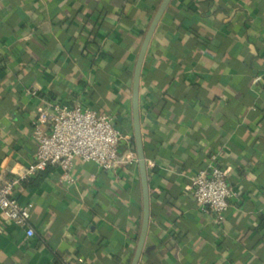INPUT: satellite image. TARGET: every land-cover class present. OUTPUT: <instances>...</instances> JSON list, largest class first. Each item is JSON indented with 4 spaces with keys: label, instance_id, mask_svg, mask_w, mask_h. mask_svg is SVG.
I'll return each instance as SVG.
<instances>
[{
    "label": "crops",
    "instance_id": "obj_1",
    "mask_svg": "<svg viewBox=\"0 0 264 264\" xmlns=\"http://www.w3.org/2000/svg\"><path fill=\"white\" fill-rule=\"evenodd\" d=\"M163 1L0 0L3 178L33 162L49 99L113 115L134 157L77 160L72 185L54 166L23 181L36 234L0 221V264H264V0H171L136 107ZM213 154L238 192L221 223L191 190Z\"/></svg>",
    "mask_w": 264,
    "mask_h": 264
},
{
    "label": "built area",
    "instance_id": "obj_2",
    "mask_svg": "<svg viewBox=\"0 0 264 264\" xmlns=\"http://www.w3.org/2000/svg\"><path fill=\"white\" fill-rule=\"evenodd\" d=\"M30 92L39 93L37 88H31ZM33 126L38 144L33 162L22 175L12 179L0 174V221L23 228L28 237L36 234L30 221L34 204L23 203L18 197L23 181L54 166L61 171L62 182L72 185L76 182L73 169L77 160L94 162L103 169H116L134 159L120 155V142L131 136L116 125L115 117L80 100L67 104L49 99ZM229 181V171L217 154L192 177L191 190L201 210L213 214L218 223L225 220L232 200L238 196Z\"/></svg>",
    "mask_w": 264,
    "mask_h": 264
},
{
    "label": "water",
    "instance_id": "obj_3",
    "mask_svg": "<svg viewBox=\"0 0 264 264\" xmlns=\"http://www.w3.org/2000/svg\"><path fill=\"white\" fill-rule=\"evenodd\" d=\"M170 1L171 0H164L163 1L162 6L160 8V11H159L158 15L156 16V18L154 19V22H153V24H152V26H151V28H150V30L148 32V35H147L146 40L144 42V45L142 47V51H141L139 62H138L137 72H136V79H135V103H136V107H137V104H138L139 74L141 72L143 59H144L147 47L149 45L150 39L152 37V34H153V32H154V30H155V28L157 26V23L159 22L162 14L164 13V11H165V9H166V7H167V5L169 4ZM136 114H138V109L137 108H136ZM136 125L137 126L139 125L138 121L136 122ZM141 162H144L142 158H141ZM138 256H139V253L137 254L136 259H135L133 264H136Z\"/></svg>",
    "mask_w": 264,
    "mask_h": 264
},
{
    "label": "trees",
    "instance_id": "obj_4",
    "mask_svg": "<svg viewBox=\"0 0 264 264\" xmlns=\"http://www.w3.org/2000/svg\"><path fill=\"white\" fill-rule=\"evenodd\" d=\"M50 167H48L46 170H44V171H41L35 178H32L28 183H29V185H31V186H36L37 184H38V182L40 181H42L46 176H47V174H48V172H49V169ZM263 221H264V218L262 219V224H264L263 223Z\"/></svg>",
    "mask_w": 264,
    "mask_h": 264
}]
</instances>
